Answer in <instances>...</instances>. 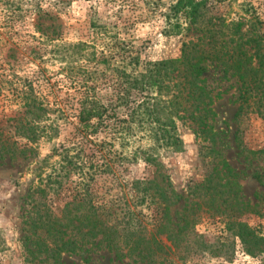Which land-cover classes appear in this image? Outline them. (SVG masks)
<instances>
[{"label":"trees","instance_id":"obj_1","mask_svg":"<svg viewBox=\"0 0 264 264\" xmlns=\"http://www.w3.org/2000/svg\"><path fill=\"white\" fill-rule=\"evenodd\" d=\"M206 9V0H178L171 6L167 20L173 30L181 32L187 23L188 28L199 32V36L183 43L180 56L141 62L139 55H131L125 48L130 53L129 60L113 67L118 79L114 97L103 101L93 88L89 90L91 86L83 93L77 141L54 145L52 153L37 161V184L22 198V241L27 262L65 264V254H79L89 260L91 252L107 249L117 260L128 258L132 264H177L173 249L185 247L191 252L229 255L237 239L250 255H264V233L226 208L219 209L227 218L226 237L209 242L196 233L204 201L209 196L216 202V197H210L212 189L221 194L218 189L222 183L212 185V174L205 179L206 190L203 183L196 186L192 192L196 200L178 213V222L172 217V207L184 197L164 175L159 181L132 183V195L148 213L132 208L123 195L109 196L112 188L107 182L114 185L122 155L104 145L114 146L119 140L126 146L143 133L157 147L179 152L184 145L179 122L188 120L196 126L206 154L215 151L211 120L218 93L206 76L211 68L239 85L237 120L246 112L264 113L262 21L255 16L240 21L209 19ZM47 36L54 41L56 35L53 32ZM53 48V58L74 65L69 68L73 73L76 62L97 58L96 51L90 49L93 46L86 41L57 42ZM80 72H89L92 77L88 70ZM3 88L0 84V92ZM12 103V114L4 113L6 122L1 120L0 161L30 159L35 156L38 140H51L59 132V126H52L55 133L50 135L42 126L48 108L32 84L15 89ZM113 152L120 155L114 156ZM150 158L147 161L153 160ZM104 173L114 176L104 178Z\"/></svg>","mask_w":264,"mask_h":264},{"label":"rangeland","instance_id":"obj_2","mask_svg":"<svg viewBox=\"0 0 264 264\" xmlns=\"http://www.w3.org/2000/svg\"><path fill=\"white\" fill-rule=\"evenodd\" d=\"M176 1L0 0V84L4 87L0 92V126L3 127L1 120L6 119L4 113L12 114L10 106L15 109L12 103L15 89L31 84L48 108L42 126L50 135L55 133L51 127L59 126L54 138L38 140L35 156L30 159L0 161V264H32L25 260L22 241V198L37 184L34 174L38 173L35 172L37 161L52 153L54 145L77 141L83 93L91 86L89 90L93 88L103 101L114 97L118 79L113 67L121 65L124 59L129 60L130 53L125 48L130 49L131 55H139L141 62L176 58L180 56L184 42L199 36V32L188 28L187 23L181 32L169 25L167 15ZM206 2L209 19L221 17L240 21L255 16L262 21L264 29V0ZM53 32L56 35L54 41L47 36ZM80 41L93 46L90 49L96 51L97 60L76 62L73 73L69 68L74 65L53 58L52 50L57 42ZM103 59L109 61L98 62ZM83 69L90 71L92 77L89 72H80ZM206 76L218 93L213 104L215 116L211 120L216 135L215 151L206 154L208 151L195 132L196 126L188 120L179 122L184 141L183 150L179 152L157 147L143 133L126 146L119 140L114 146L104 145L112 147L113 151H121L122 155L120 171L114 173L117 177L114 185L107 182L112 188L109 196L123 195L132 208L148 213V209L139 205L132 195V183L159 181L164 175L184 197L172 207V217L178 222V213L196 200L192 194L196 186L204 184L202 188L206 190L205 179L212 174V185L222 183L218 189L221 194H215L212 189L210 197H216V202L209 196L204 201L202 218L195 225L196 233L209 242L226 237L227 218L219 212L224 208L235 211L237 219L264 233V113L246 112L237 120L239 85L235 79L223 78L215 68H211ZM10 133L14 134L11 127ZM149 157L153 160L147 161ZM103 175L104 178L114 176L112 173ZM72 179L77 176L74 174ZM162 238L170 245L165 236ZM173 252H176L173 259L177 264H264V255H250L239 239L229 255L202 250L191 252L185 247L173 249ZM89 257L85 260V256L79 254H65L63 262L132 264L128 258L117 260L107 249L91 252Z\"/></svg>","mask_w":264,"mask_h":264}]
</instances>
